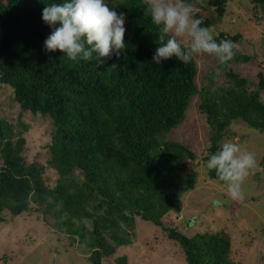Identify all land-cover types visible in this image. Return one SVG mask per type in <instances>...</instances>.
I'll return each mask as SVG.
<instances>
[{
  "label": "trees",
  "instance_id": "obj_1",
  "mask_svg": "<svg viewBox=\"0 0 264 264\" xmlns=\"http://www.w3.org/2000/svg\"><path fill=\"white\" fill-rule=\"evenodd\" d=\"M248 1L255 15L264 8V0ZM62 2L0 0V85L12 89L21 112L51 120L48 164L57 175L56 185L45 187L43 167L27 164L22 156V130L12 141L13 127L0 119V223L3 213L17 217L28 212L33 198L58 209V230L86 244L90 264H102L133 243L135 218L159 227L179 246L186 264H234L226 233L186 237L162 223L181 196L194 189L196 173H183L193 153L161 137L182 123L195 96L199 113L213 129L204 162L220 149L231 122L263 132L264 76L259 73L256 90L248 91L245 79L227 71L232 63L249 61L235 50L234 58L218 62L200 88L194 59L188 64L175 57L153 63L161 33L144 0H105L126 16L123 55L102 58L101 66L95 54L90 61H70L59 50L44 48L53 27L43 22L42 11ZM185 2L198 8L194 0ZM227 2L207 0L211 17L203 18L201 26L220 23ZM215 39L227 40L222 32ZM216 70L225 73L231 86L211 92ZM75 171L82 176L80 183L73 179ZM208 177L224 186L215 170H208ZM114 264H127V259L118 257Z\"/></svg>",
  "mask_w": 264,
  "mask_h": 264
},
{
  "label": "rangeland",
  "instance_id": "obj_2",
  "mask_svg": "<svg viewBox=\"0 0 264 264\" xmlns=\"http://www.w3.org/2000/svg\"><path fill=\"white\" fill-rule=\"evenodd\" d=\"M198 8L195 18L211 17L207 0H194ZM248 0H228L220 23L213 26L214 38L222 32L227 40L235 38V49L249 56L246 63H232L227 71L236 73L247 81L246 89L255 91L257 75L264 76V8L260 13ZM196 63V85L207 83V76L218 63L214 56H194ZM231 86L223 71L216 70L211 92ZM264 103V92L260 93ZM200 100L192 97L182 123L161 137V141L177 142L187 147L194 160L187 161L183 173L194 171L196 184L193 190L183 194L174 209L165 214L161 221L186 237L198 233H226L231 240V258L234 264H264V131L249 128L243 122H231L226 136L219 142H233L243 150L255 155L257 166L242 185L243 200H233L226 188L208 177L202 157L210 146L212 127L198 111ZM0 119L13 127L12 141L21 131L25 139L22 156L27 164L43 167L42 181L47 188L56 185L57 175L49 166L48 145L53 127L48 117L21 112L14 100L12 89L0 85ZM26 126V130L22 129ZM2 164L0 158V166ZM75 183L82 176L74 172ZM58 209L48 208L47 202L31 198L30 209L17 217L3 213L0 223V264H90L86 244L78 237H69L58 230ZM86 229L90 224L86 222ZM133 243L118 248L115 253L102 259V264H114L118 257L125 256L127 264H186L179 246L168 240L159 227L135 218Z\"/></svg>",
  "mask_w": 264,
  "mask_h": 264
},
{
  "label": "clouds",
  "instance_id": "obj_3",
  "mask_svg": "<svg viewBox=\"0 0 264 264\" xmlns=\"http://www.w3.org/2000/svg\"><path fill=\"white\" fill-rule=\"evenodd\" d=\"M144 2L161 33L153 63L160 64L162 60L175 57L188 64L194 56L209 55L223 65L234 58L238 45L230 40L217 42L213 30L202 27V21L195 18L192 4L185 0ZM125 19V14L109 7L105 0H65L47 5L42 11V20L53 30L44 41V48L47 52L59 50L73 62L90 61L95 54L97 66H101L102 58L124 54ZM57 24L59 27H54ZM256 166L255 155L233 142L222 144L217 152L209 155L205 164L206 169L215 170L227 195L237 201L243 200L242 185Z\"/></svg>",
  "mask_w": 264,
  "mask_h": 264
}]
</instances>
